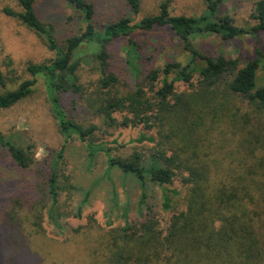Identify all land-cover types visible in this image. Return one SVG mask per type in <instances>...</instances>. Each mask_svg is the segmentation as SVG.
Masks as SVG:
<instances>
[{
	"label": "trees",
	"instance_id": "1",
	"mask_svg": "<svg viewBox=\"0 0 264 264\" xmlns=\"http://www.w3.org/2000/svg\"><path fill=\"white\" fill-rule=\"evenodd\" d=\"M14 1L21 11L6 8V15L41 34L55 57L28 66L33 79L0 93V111L31 97L42 79L64 139L46 173L33 168L31 146H18L0 131V158L7 153L17 170L37 180L31 189L41 200L26 213L36 233L44 234L46 204L47 220L61 233L62 219L72 214L61 203L71 187L60 184L59 160L67 144L78 139L90 166L101 152L112 182L118 170L141 190L136 217L130 218L129 206L122 209L123 224L103 230L88 264H264V78L259 80L264 52L258 48L256 57L242 65L239 59L207 55L196 45L197 38L208 35L262 42L264 0L253 3L246 27L222 15L227 0H202L206 11L194 17L173 15L168 0L156 14L143 16L142 0H125L130 14L98 29L91 0H65L84 27L62 46L55 26L39 18L38 0ZM168 42H177L184 57L171 56L159 67ZM88 45L98 49L89 62L77 56ZM118 56L124 74L114 66ZM0 86L7 88L1 70ZM129 130L139 131L138 137L118 146L115 133ZM9 180L0 172V215L3 210V216L18 221L20 212L6 211L9 204L24 207L15 195L23 188ZM90 196L91 190L74 210L76 218ZM12 227L0 221V251L8 258L18 255Z\"/></svg>",
	"mask_w": 264,
	"mask_h": 264
},
{
	"label": "rangeland",
	"instance_id": "2",
	"mask_svg": "<svg viewBox=\"0 0 264 264\" xmlns=\"http://www.w3.org/2000/svg\"><path fill=\"white\" fill-rule=\"evenodd\" d=\"M91 1L97 8L95 18L97 29L130 14L125 0ZM162 1L165 0H142V15L156 14ZM168 1H170L173 15L194 17L200 16L206 11L202 0ZM255 1L227 0L221 13L233 17L238 26H249L248 17ZM6 8L17 12L21 11V7L16 1L0 0V70L7 82L6 89L0 86V93H4L6 90H15L22 82L33 79L27 72L28 66L46 63L55 57V53L48 48L44 37L25 26L19 19L6 15L4 12ZM36 9L39 18L44 23L55 26V35L61 46L64 45L67 38L72 37L78 33L80 28L84 27L80 16L65 0H38ZM176 43L169 44L168 42L169 50H166L157 60L159 67H162L165 61L170 60L171 56L180 59L184 57L183 48ZM162 44L164 45V43ZM196 45L207 55H224L227 58L239 59L243 65L256 57L258 48L264 52V37L259 43L251 37L224 41L219 36L208 35L197 38ZM159 48H163V46ZM97 51L96 45H88L81 48L77 56L86 57V61L89 62L92 59L90 56L96 54ZM116 59L118 60L114 61V66L121 69L124 74V66L121 65L119 56ZM90 63L92 64L91 61ZM86 69L83 71L84 73L87 72ZM263 78L264 72L260 71L259 80L262 81ZM57 130V121L42 79H38L37 87L31 97L12 109L0 111V131L18 146L25 149L31 146L30 155L36 161L33 168L43 167L46 173L51 170L58 154L63 149L64 139L62 140ZM138 133L139 131L131 130L116 132L117 145L129 143L138 137ZM62 155L63 158L59 160V181L62 187L68 185L71 190L70 193L63 192L61 203L67 207L66 211L68 213L71 211L72 214L70 217L62 219L64 229L61 233V230H58L47 220L48 206L46 204L43 211V235L36 233L38 229L33 226L31 221L28 222L26 217L27 208L41 200V195H37L35 193L37 191L31 189V185L37 183L35 175H27L17 170V164L7 153H4V156L0 158V172L3 174V178L6 181L12 178L15 187L23 188V194L15 193V195L18 196L19 203L24 205L20 209L19 206L16 208L9 204L10 207L6 211L8 213L12 209L20 212L17 217L18 221H12L5 214L3 216V210L0 221L5 220L8 226L13 224L11 229L18 235L15 243L16 254H26L22 260L18 255L16 258H8L0 251V264H32V262L34 264L38 256L41 258L37 264H88L91 260V250L103 230L110 227L111 224L114 227L123 224L119 217L122 214V209L129 206L130 218L136 217L141 193L139 186L131 179L125 182L118 170L114 172L112 182L105 173L107 161L103 153L100 152L94 165L90 166L85 145L78 139H73L67 144ZM114 187L117 189L116 192ZM89 190H91L89 202L83 210L82 217L78 219L73 214L74 210ZM14 192L11 189L7 196L12 197ZM77 228L80 229L79 233H71L72 229ZM3 231L10 233L9 229L3 228Z\"/></svg>",
	"mask_w": 264,
	"mask_h": 264
}]
</instances>
